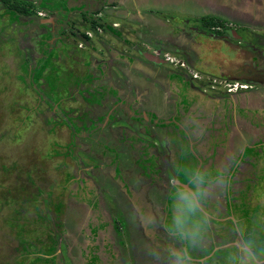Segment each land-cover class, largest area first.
Returning <instances> with one entry per match:
<instances>
[{"label": "rangeland", "instance_id": "obj_1", "mask_svg": "<svg viewBox=\"0 0 264 264\" xmlns=\"http://www.w3.org/2000/svg\"><path fill=\"white\" fill-rule=\"evenodd\" d=\"M26 1L24 16L0 0V264H171L187 242L167 230L168 198L196 172L226 200L229 187L264 262V82L226 91L235 65L264 66V0ZM81 3L105 25L88 27ZM238 160L231 184L210 178ZM203 215L191 254L234 264Z\"/></svg>", "mask_w": 264, "mask_h": 264}, {"label": "clouds", "instance_id": "obj_2", "mask_svg": "<svg viewBox=\"0 0 264 264\" xmlns=\"http://www.w3.org/2000/svg\"><path fill=\"white\" fill-rule=\"evenodd\" d=\"M100 5L101 4H99V7ZM92 11H94L95 13L94 9ZM85 16L86 15L84 14L82 16V19L85 23H87L88 27H93L90 26V22L92 20L98 23L96 27H93L95 29H99L102 27V25H105V23H102V20L105 19L102 13H99L98 16H94L96 20H94L93 17H89L88 19H86L84 18ZM106 27H109V24L106 23ZM111 27V31L118 32L115 26L111 25ZM76 33L80 40L88 39L91 35L89 30H85L84 32L79 33L77 31ZM83 33L87 37L82 38ZM60 41L63 45L67 43L63 38H60ZM87 45L89 49L95 48L94 44L92 43H87ZM144 56L145 58H147L146 52ZM167 59L168 58H166V60ZM179 66H183V64H179ZM255 66L263 67L260 65ZM194 78H197V76H194ZM259 79L260 78H256L258 82ZM66 80L67 82H69L67 78ZM242 81H244V79L240 78H235L232 81H228L226 83V91L234 92L237 90V88H247L248 85L252 84L251 81ZM248 82H250L251 84H249ZM222 85L225 86V84ZM190 183L192 184L191 188H188L187 186L179 182L175 183L168 198V202L171 205V215L170 220L167 222V230L178 240L187 242V244L182 247H175L169 250L171 264H194V260L191 255V248L195 247L202 241L206 231V219L203 215L202 209L203 200L207 195L205 189L203 188L204 174L197 172L195 177L190 180ZM234 264H264V262L261 261L260 254L254 247L253 242L242 237L236 242Z\"/></svg>", "mask_w": 264, "mask_h": 264}, {"label": "crops", "instance_id": "obj_3", "mask_svg": "<svg viewBox=\"0 0 264 264\" xmlns=\"http://www.w3.org/2000/svg\"><path fill=\"white\" fill-rule=\"evenodd\" d=\"M97 5H99V4H97ZM93 6L94 5H91V11L93 10L92 9ZM78 9L81 10V13H80L81 17L84 14L86 16L89 15V17H92L90 15V13L88 12L89 11L88 4L85 7V5H83V3H81V5L78 7ZM87 9H88V11H87ZM86 11H87L88 15L86 14ZM113 52H114L115 56H118V54H120L122 56H125L124 57L125 58L124 60H126V61H128L130 58H132L129 54H127L123 50H113ZM139 67L142 69V65H141L140 62H139ZM142 71L145 72V69H142ZM253 81L258 82V80H253ZM259 82H264V76L259 79ZM251 86L254 87L255 85L251 84ZM261 98H263V100H264V96H262ZM243 103L244 104H247V105L249 104L248 102H243ZM243 103H241V104H243ZM202 149H204V148H202ZM239 160L237 161V163L235 164V166H231V171L230 172H229L230 169H228V171H226L225 173L219 174V175L214 176V177H210V176H208V177H210L211 179L212 178H222V180L228 179V182L231 184V181H234L235 179H238L240 177L239 176L240 175L239 172L241 171V169H239L240 168V161ZM263 166L264 165L259 166V167H263ZM192 169H193V167H192ZM238 169H239V171H238ZM202 170H205L204 166H203ZM193 171L196 172L195 170H193ZM242 174H244L246 177H248V174H250V172L249 171H246L245 173H241V175ZM192 177L194 178L195 176L192 175ZM205 179H206V181H205ZM207 179H209V178H207V176L204 175L203 188L205 189L207 195H206V197L203 200L202 209H203V212L205 214H207L208 216H212V218H217L216 223H215V226L218 225L217 227H219L221 230H223V234L222 235L221 234H218L216 236V233H215L213 240L210 241L208 244H209V246H212L213 249L216 246L217 247H224L225 246V247H227V249H230V250H231V248H235L236 249V246H235L236 245V242L235 241H238V240H240L242 238L241 237V233L242 232H240V230H239V228L237 226V222H239L238 221L239 220V217L235 218L236 215H234V213L236 212L235 208L237 210H239V207L236 205V203H235V206L234 207L228 203V199L230 198V195H229V187L228 186H227V193L228 194L226 193L228 195V198L226 200V199H224V198L221 197V193L218 195L217 191L216 192H212V190H214L215 187L212 188L209 191V189L205 185V182L208 183L210 181V179L209 180H207ZM175 183H177V180L176 179H175ZM230 184H229V186H230ZM191 187H192V184H189V187L188 188H191ZM219 199L221 200V202L218 201ZM247 199H248V204H249L248 206L249 207H256L257 206V200L254 201L251 197H247ZM207 205H210V209L211 210H209L207 208ZM215 214H217V215L215 216ZM252 221L253 220H250L247 223H250ZM226 227H228V228L226 229ZM228 229H230V233H227L226 232V230H228ZM225 233H227V235ZM244 236H245V233H244ZM225 238H227V240H225L224 242H222V240H224ZM216 241H219L220 243L221 242L222 243L219 244V245L213 244ZM192 251L194 253L191 254V255L193 257V260H194V263L195 264L196 263L197 264H203V260L205 259V257L211 256V253H213V251L211 253H206L205 250L204 251L203 250H200L201 251L200 252L197 249L192 250ZM198 251H199V253H198ZM203 252H205V253H203ZM221 252H223V251H221Z\"/></svg>", "mask_w": 264, "mask_h": 264}, {"label": "trees", "instance_id": "obj_4", "mask_svg": "<svg viewBox=\"0 0 264 264\" xmlns=\"http://www.w3.org/2000/svg\"><path fill=\"white\" fill-rule=\"evenodd\" d=\"M3 7L12 10L16 13L21 15H28L31 14L33 9V3L26 0H1ZM202 24L206 27H213L217 30L220 25L223 24V21L218 17H210V16H203ZM98 25L97 22L91 21L90 26L96 27ZM218 33V31H215ZM87 37L84 33L82 34V38ZM197 79V78H196ZM77 80H70L69 82H76Z\"/></svg>", "mask_w": 264, "mask_h": 264}, {"label": "flooded vegetation", "instance_id": "obj_5", "mask_svg": "<svg viewBox=\"0 0 264 264\" xmlns=\"http://www.w3.org/2000/svg\"><path fill=\"white\" fill-rule=\"evenodd\" d=\"M228 32V31H227ZM228 34H230L228 32ZM220 36V35H219ZM239 36V35H238ZM138 49V47H137ZM142 55H145V51H141ZM151 60V59H149ZM256 65V64H255ZM251 66L249 64H243L241 66H234V68L236 69V73L235 70H230L229 71V75L228 78H240L242 79V77L240 75H243V79L247 80V81H252V80H256V78H261L262 76H264V67H258V66ZM137 75V73H135ZM139 77V75H137ZM141 78V77H139ZM161 106V104L159 105Z\"/></svg>", "mask_w": 264, "mask_h": 264}, {"label": "water", "instance_id": "obj_6", "mask_svg": "<svg viewBox=\"0 0 264 264\" xmlns=\"http://www.w3.org/2000/svg\"><path fill=\"white\" fill-rule=\"evenodd\" d=\"M183 185L187 186L186 184L182 183Z\"/></svg>", "mask_w": 264, "mask_h": 264}, {"label": "bare ground", "instance_id": "obj_7", "mask_svg": "<svg viewBox=\"0 0 264 264\" xmlns=\"http://www.w3.org/2000/svg\"><path fill=\"white\" fill-rule=\"evenodd\" d=\"M22 77V76H21ZM51 84V83H50ZM260 133V132H259ZM220 263V262H219Z\"/></svg>", "mask_w": 264, "mask_h": 264}]
</instances>
